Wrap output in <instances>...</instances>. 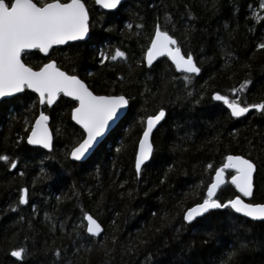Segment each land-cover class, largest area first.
Returning <instances> with one entry per match:
<instances>
[{"label":"trees","instance_id":"16d2710c","mask_svg":"<svg viewBox=\"0 0 264 264\" xmlns=\"http://www.w3.org/2000/svg\"><path fill=\"white\" fill-rule=\"evenodd\" d=\"M83 1L86 40L54 46L48 56L25 51L22 58L33 68L54 59L95 93L124 94L129 107L77 162L69 152L84 132L70 117L74 100L60 94L53 106H41L24 89L0 101V155L17 161L12 168L0 160V264H264V221L228 207L192 223L183 219L207 196L229 153L255 163L253 196L245 199L264 201V110L233 117L213 98L218 92L243 105L264 101V49L258 47L264 0H125L113 11ZM157 25L183 53L191 52L199 73L177 71L166 56L145 62ZM116 49L126 59L100 63V52L111 56ZM244 80L250 83L240 90ZM160 108L166 114L154 132L152 156L137 173L134 156L146 117ZM43 110L53 133L50 151L26 143ZM21 188L27 189L24 204ZM236 195L226 181L217 198L223 203ZM85 213L102 222V234L86 232ZM15 248L26 254L11 256Z\"/></svg>","mask_w":264,"mask_h":264},{"label":"snow or ice","instance_id":"6c2138e0","mask_svg":"<svg viewBox=\"0 0 264 264\" xmlns=\"http://www.w3.org/2000/svg\"><path fill=\"white\" fill-rule=\"evenodd\" d=\"M121 0H97V3L108 9H114ZM264 9V4L259 5ZM88 12L82 0H0V97H8L18 93L22 89H33L39 94L41 104L51 105L58 94L64 93L69 97H75L79 101L78 106L71 110L72 119L82 125L86 135L75 147L71 149L70 155L75 160L87 156L98 144V138L105 132V128L118 110L128 104L124 95L97 96L89 90L85 83L75 75L61 71L54 60H49L43 66L34 69L22 60L25 50L39 49L48 53L53 45L63 44L68 40H75L85 36L88 31ZM132 27L131 24L128 25ZM139 27V26H138ZM264 49V43L258 45ZM166 55L175 64L177 69L186 73H199L200 68L193 59L191 52L182 53L177 39L167 31H162L160 26L155 27L151 44L147 48L146 59L148 64L160 56ZM103 64L105 60H116L118 57L126 59V53L116 49L114 54L109 56L100 52ZM189 81L188 75L184 76ZM249 80L240 84L243 90ZM232 93L238 91L233 88ZM216 100L222 101L231 109V115L239 117L249 112V109L264 110V101L257 104L242 106L239 97L229 99L228 96L214 94ZM165 115V110L160 108L154 115L146 117V127L143 136L139 141V152L136 156L135 167L139 173L141 164L147 160L152 151V144L149 142V134L158 121ZM48 117L41 112L32 126L31 134L27 139L30 144L51 147V137L48 132L46 121ZM226 163L215 169L213 181L207 187V196L200 203L194 204L184 212L183 219L192 222L195 218L208 213L213 209L231 208L237 213L243 214L252 220L264 221V203H248L236 195L233 199L221 202L214 198L217 188L224 184L225 171L234 170L231 175V184L235 186L244 197L253 196V170L255 168L251 159L242 155H228ZM0 160L9 162V166L15 168L17 161L10 160L7 155H0ZM212 167L211 164L208 165ZM27 201V189L21 188L19 203ZM87 221L86 231L92 235L102 232L101 224L92 215L84 214ZM241 247L246 245L241 244ZM26 254V249L15 248L11 256L21 258ZM58 254V253H57ZM229 255H235L230 253Z\"/></svg>","mask_w":264,"mask_h":264},{"label":"water","instance_id":"95a60500","mask_svg":"<svg viewBox=\"0 0 264 264\" xmlns=\"http://www.w3.org/2000/svg\"><path fill=\"white\" fill-rule=\"evenodd\" d=\"M125 0H121V2H120V4L121 3H123ZM61 2H67V1H61ZM82 2L85 4V2L82 0ZM95 3H96V5H98L99 7H101L102 9H104V10H106V11H113V10H116L119 6H120V4H118V6L116 7V8H114V9H108V8H105V7H103V5L102 4H100V3H97V0H95ZM85 8H86V11L88 12V8H87V6H86V4H85ZM87 25H88V31L85 33V36L84 37H81V38H77V39H75V40H68V41H65L63 44H60V45H53L52 47H54V46H64V45H66V44H68V43H71V42H77V41H83V40H86L87 38H88V36H89V33H90V29H89V12H88V21H87ZM155 33V32H154ZM154 36V35H153ZM150 44H151V42H150ZM150 46V45H149ZM51 49V48H50ZM50 49H49V52H50ZM30 50H34V49H29V50H25V51H30ZM39 50V49H38ZM40 51V50H39ZM49 52L48 53H43V52H41L40 51V53L42 54V55H44V56H48V54H49ZM146 53H147V50H146V52H145V55H144V59H145V62L146 63H148L147 62V59H146ZM183 53V52H182ZM163 56H166V55H163ZM163 56H160V57H163ZM160 57H157L152 63H154L157 59H159ZM167 57V56H166ZM22 58V57H21ZM169 58V57H168ZM22 60H23V58H22ZM50 60H54V59H50ZM169 60H170V62L174 65V67H175V64L171 61V59L169 58ZM24 61V60H23ZM49 61V60H48ZM48 61H46L45 63H47ZM55 61V60H54ZM195 61V60H194ZM25 62V61H24ZM196 62V61H195ZM44 63V64H45ZM55 63H56V66L58 67V68H60V70L61 71H64V72H66L64 69H62L60 66H58L57 65V62L55 61ZM197 64V63H196ZM30 66V65H29ZM43 66V65H42ZM198 66V65H197ZM31 67V66H30ZM199 67V66H198ZM34 69H37V68H34ZM175 69L177 70V71H183L184 72V70H182V69H177L176 67H175ZM66 73H68V72H66ZM69 75H75V76H77V78L78 79H80V80H82L84 83H85V85L86 86H88V84L86 83V81L85 80H83L80 76H78V75H76V74H70V73H68ZM191 74H197V73H191ZM88 88H89V90L90 91H92L93 92V94L94 95H97V96H109V95H111V96H115V95H124V94H103V93H95L89 86H88ZM24 89H22L20 92H22ZM28 90H30V91H32V92H34L37 96H38V98H39V94L38 93H36L33 89H28ZM20 92H18V93H20ZM18 93H13L11 96H8V97H0V101H2L3 99H7V98H10V97H12V96H14V95H17ZM215 93H218V92H215ZM214 93V94H215ZM60 94H62L63 96H65V97H67V98H70V99H72V100H74V101H76V105L73 107V108H75L76 106H78V103H79V101L78 100H76V98L75 97H69V96H67V95H65L64 93H60ZM60 94H58V96L56 97V99L53 101V103L51 104V105H48V104H41L40 102V105L41 106H43V105H46L47 107H51V106H53L54 104H55V102L57 101V99L59 98V95ZM214 94H213V98H214ZM220 94V93H219ZM221 95V94H220ZM125 96V95H124ZM126 97V99H128L127 98V96H125ZM215 99V98H214ZM216 100V99H215ZM225 106H226V108L230 111V113H231V109H229L228 108V106L225 104ZM128 107H129V100H128V104H126V105H124V106H122V108L121 109H119L118 110V115L116 116V117H114L111 121H109V123H108V125L106 126V128H105V132L104 133H102L101 134V137H99L98 138V140H99V142H98V144H97V146L102 142V140L107 136V134L112 130V128L120 121V119H122L123 117H124V115L126 114V112H127V110H128ZM72 108V109H73ZM71 109V110H72ZM41 112H43L47 117H48V120L46 121V125H47V128H48V132H49V134H50V137H51V140H50V143H51V147H49V148H45L43 145H34V144H30L29 142H28V139H27V137H28V135H30L31 134V130H32V127H31V130L29 131V133H28V135H27V137H26V143L28 144V145H30V146H32V147H40V148H43V149H45V150H48V151H50L51 149H52V145H53V133H52V130H51V127H50V116H49V114L46 112V111H40L38 114H37V116L35 117V119H34V121H33V123H32V126L35 124V121H36V118L40 115V113ZM166 114V113H165ZM152 115H154V114H152ZM164 117H165V115H164ZM164 117H162L161 118V120L160 121H158L157 123H156V125L153 127V129H152V131L150 132V134H149V142L152 144V151L149 153V157H148V159L147 160H145V161H143L142 162V164H141V167H140V170H141V168L143 167V165L146 163V162H148L149 160H150V158H151V156H152V152H153V140H152V136H153V133H154V131L157 129V127L160 125V123L162 122V120L164 119ZM71 120L77 125V126H79L82 130H83V127H82V125H80L77 121H75V120H73L72 119V115H71ZM145 127H146V120H145ZM144 131V130H143ZM83 132H84V130H83ZM86 135V133L84 132V136ZM83 136V137H84ZM142 136H143V132H142V134H141V137H140V139L142 138ZM83 139V138H82ZM81 139V140H82ZM140 139H139V141H140ZM77 145V144H76ZM75 145V146H76ZM74 146V147H75ZM96 146V147H97ZM95 147V148H96ZM73 148V147H72ZM71 148V149H72ZM95 148L87 155V156H85V157H82L80 160H75L74 158H72L71 157V155H70V152H71V150H70V152H69V158H70V160H73V161H77V162H81V161H85L92 153H93V151L95 150ZM138 152H139V142H138V147H137V154H138ZM137 154H136V156H137ZM228 155H242V154H237V153H229V154H227V156ZM226 156V157H227ZM242 156H244V155H242ZM246 159H250V158H248L247 156H244ZM135 161H136V157H135ZM253 162V161H252ZM224 163H226V159H225V162ZM254 163V162H253ZM254 165H255V163H254ZM135 169H136V167H135ZM140 170H139V172H140ZM232 170V169H231ZM136 171H137V169H136ZM234 171V170H233ZM255 172H256V165H255V168H254V170H253V176H252V180H253V192H254V176H255ZM235 174V172L232 174V175H234ZM214 176H215V173H214V175H213V178H214ZM226 180H227V172L225 171V175H224V181L226 182ZM229 182L231 183V176L229 177ZM213 181V180H212ZM224 182V183H225ZM212 183V182H211ZM210 183V184H211ZM209 184V185H210ZM223 185V184H222ZM221 185V186H222ZM220 186V187H221ZM219 187V188H220ZM235 187V186H234ZM219 188H217V190H216V192L214 193V198H216V199H218L217 198V193H218V191H219ZM237 191H238V189H236ZM239 192V191H238ZM240 193V192H239ZM206 195H207V190H206ZM240 196H241V199H243V200H245V202H248V203H253V202H249V201H247L246 199H244L243 197V194L242 193H240ZM234 198V197H233ZM232 198V199H233ZM245 198H250V197H245ZM219 200V199H218ZM200 202H202V201H200ZM200 202H196V203H200ZM196 203H194V204H196ZM257 203H264V201L263 202H257ZM194 204H192L191 206H189V207H192ZM188 207V208H189ZM187 210V209H186ZM185 210V211H186ZM233 210V209H232ZM234 211V210H233ZM235 212V211H234ZM236 214H239V215H242V216H244L243 214H241V213H237V212H235ZM87 214H89V215H92L91 213H87ZM205 214H207V213H205ZM205 214H203L202 216H200V217H197V218H195L192 222H194V221H196L198 218H201V217H203ZM93 216V218L94 219H96L97 220V222L98 223H100L101 224V227H102V232L101 233H99V234H97V235H92V234H90V233H88L87 231V233L89 234V235H91V236H98V235H100V234H102L103 233V231H104V226H103V224H102V222L97 218V217H95L94 215H92ZM245 217V216H244ZM246 218H248V217H246ZM248 219H251V218H248ZM252 220V219H251ZM192 222H189V223H192ZM85 228H87V221L85 220Z\"/></svg>","mask_w":264,"mask_h":264},{"label":"flooded vegetation","instance_id":"af4514ba","mask_svg":"<svg viewBox=\"0 0 264 264\" xmlns=\"http://www.w3.org/2000/svg\"><path fill=\"white\" fill-rule=\"evenodd\" d=\"M66 1H67V0H66ZM75 102H76V101H75ZM256 104H257V103H256ZM74 106H75V105H74ZM74 106H73V107H74ZM224 106H225V104H224ZM242 106H246V105H243V104H242ZM73 107H72V108H73ZM225 107H226V106H225ZM72 108H71V109H72ZM228 111H229V110H228ZM261 111H262V110H259V111H258V110H255V109H249V112L244 113V114H242L241 116H247V115H251L253 112H261ZM229 113H230V111H229ZM230 114H231V113H230ZM241 116H239V117H241ZM70 117H71V115H70ZM233 117H234V116H233ZM120 121H121V119H120ZM120 121H119V122H120ZM72 122H73V121H72ZM73 123H74V122H73ZM74 124H75V123H74ZM144 128H145V127H144ZM154 132H155V131H154ZM153 136H154V133H153ZM153 136H152V140H153ZM140 137H141V136H140ZM139 139H140V138H139ZM138 142H139V141H138ZM137 147H138V143H137ZM137 147H136V152H135V156H134V157H136V154H137ZM153 149H154V142H153ZM152 153H153V152H152ZM226 156H227V155H226ZM227 176H228L227 179H229L230 175L227 174Z\"/></svg>","mask_w":264,"mask_h":264}]
</instances>
